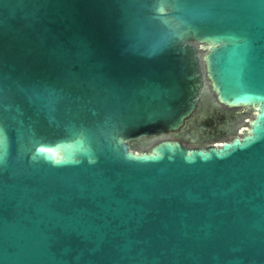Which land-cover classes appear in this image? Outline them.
Returning a JSON list of instances; mask_svg holds the SVG:
<instances>
[{
  "label": "water",
  "instance_id": "water-1",
  "mask_svg": "<svg viewBox=\"0 0 264 264\" xmlns=\"http://www.w3.org/2000/svg\"><path fill=\"white\" fill-rule=\"evenodd\" d=\"M0 264H264V0H0Z\"/></svg>",
  "mask_w": 264,
  "mask_h": 264
},
{
  "label": "clouds",
  "instance_id": "clouds-1",
  "mask_svg": "<svg viewBox=\"0 0 264 264\" xmlns=\"http://www.w3.org/2000/svg\"><path fill=\"white\" fill-rule=\"evenodd\" d=\"M157 12L163 13L164 12V8L163 7L158 8ZM36 153H37V155L43 156V158L45 159L46 162L51 163L54 166H62L63 164L69 162V161L62 160L60 158H53V157L49 156L47 154V151H46L45 147H43V146L37 148L36 149ZM70 162L77 163L79 161L73 160V161H70ZM89 162L92 163L94 161L90 160Z\"/></svg>",
  "mask_w": 264,
  "mask_h": 264
}]
</instances>
